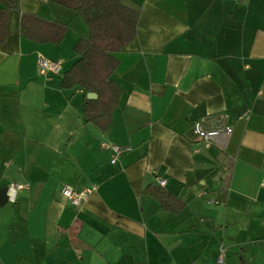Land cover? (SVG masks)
Returning a JSON list of instances; mask_svg holds the SVG:
<instances>
[{
	"label": "crops",
	"instance_id": "1",
	"mask_svg": "<svg viewBox=\"0 0 264 264\" xmlns=\"http://www.w3.org/2000/svg\"><path fill=\"white\" fill-rule=\"evenodd\" d=\"M17 1L0 48V190L26 189L0 205V264H218L221 247L224 264H264V0H131L137 36L113 54L122 95L105 132L85 91L62 86L84 20ZM23 15L67 26L64 42L22 38ZM41 58L62 74L41 76ZM199 120L233 133L204 144ZM104 144L128 151L112 164ZM160 180L179 214L142 194ZM65 186L92 194L72 207Z\"/></svg>",
	"mask_w": 264,
	"mask_h": 264
},
{
	"label": "trees",
	"instance_id": "2",
	"mask_svg": "<svg viewBox=\"0 0 264 264\" xmlns=\"http://www.w3.org/2000/svg\"><path fill=\"white\" fill-rule=\"evenodd\" d=\"M81 16L89 29V36L81 39L74 51L78 57L64 77L65 89L80 87L85 91L84 116L87 123L100 126L105 132L117 109L122 90L110 78L118 67L113 54L122 51L137 36L140 7L131 0H49ZM0 48L6 42L9 14L17 8V0H0ZM67 26L23 15L20 23L22 38L37 44L60 46ZM98 96L96 100L88 94ZM160 205L167 213L179 214L186 203L163 187L148 186L142 193Z\"/></svg>",
	"mask_w": 264,
	"mask_h": 264
},
{
	"label": "built area",
	"instance_id": "3",
	"mask_svg": "<svg viewBox=\"0 0 264 264\" xmlns=\"http://www.w3.org/2000/svg\"><path fill=\"white\" fill-rule=\"evenodd\" d=\"M238 1V0H234ZM63 71V61L62 60H49L41 58L38 63V72L41 76H60ZM193 134L196 139L207 145H213L214 142L222 135L229 136L233 133V128L227 124L215 122L207 123L206 120L195 121L192 126ZM103 148L110 149L113 152L111 163L115 164L118 159L128 151L126 148L117 145H103ZM159 184L161 187H165L166 182L160 180ZM7 198L8 203H16L19 193L26 189L24 185H18L15 183H10L7 186ZM262 188H264V181L262 183ZM63 196L67 199L68 203L72 207H79L83 204L85 200L92 194L91 190L84 189L77 191L73 187L65 186L62 189ZM225 249L221 247L220 256L218 264H224Z\"/></svg>",
	"mask_w": 264,
	"mask_h": 264
},
{
	"label": "water",
	"instance_id": "4",
	"mask_svg": "<svg viewBox=\"0 0 264 264\" xmlns=\"http://www.w3.org/2000/svg\"><path fill=\"white\" fill-rule=\"evenodd\" d=\"M88 99L95 100L97 99V95L94 93L88 94ZM7 189L8 188H4L0 190V205L1 206H5L8 203Z\"/></svg>",
	"mask_w": 264,
	"mask_h": 264
}]
</instances>
